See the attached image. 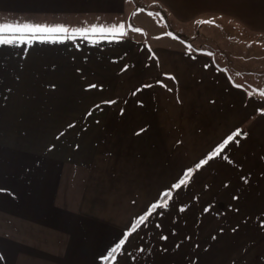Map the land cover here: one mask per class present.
<instances>
[{
    "label": "crops",
    "instance_id": "0c3cea01",
    "mask_svg": "<svg viewBox=\"0 0 264 264\" xmlns=\"http://www.w3.org/2000/svg\"><path fill=\"white\" fill-rule=\"evenodd\" d=\"M131 1L0 0V264L179 262L194 223L241 255L264 231V96L134 39ZM151 1L264 35V0Z\"/></svg>",
    "mask_w": 264,
    "mask_h": 264
},
{
    "label": "rangeland",
    "instance_id": "374dc122",
    "mask_svg": "<svg viewBox=\"0 0 264 264\" xmlns=\"http://www.w3.org/2000/svg\"><path fill=\"white\" fill-rule=\"evenodd\" d=\"M177 1L187 4V0ZM190 1H193L195 7L196 5L200 8L208 7V0ZM131 2L134 8L141 7L131 10L129 30L134 39L150 47L191 46L205 53L212 52L214 62L228 72L233 81L252 84L264 94V35L250 31L229 19L211 17L204 13L198 18L178 23L171 14L164 11L167 8L163 4L154 7L151 0ZM205 21L207 22L204 23ZM174 33H178L183 39L175 38ZM250 91H254V88L250 87ZM179 218L175 219L179 222ZM187 219L184 218L182 222H187ZM198 223L200 224V221ZM195 225L194 223L188 226L187 230L184 229L187 225L183 224L184 230L177 239L173 237V242L167 239L165 246L168 250L172 248V252L175 251L174 247L178 242L183 243L181 260L167 264H264V231H247L245 238L247 246L241 248L240 255V249L233 245L234 235L238 234V231L231 234L228 246L218 234L212 238L206 230L196 231ZM177 232L179 233L178 230ZM168 233L169 231L166 234ZM208 249L209 253H206Z\"/></svg>",
    "mask_w": 264,
    "mask_h": 264
},
{
    "label": "snow or ice",
    "instance_id": "6c2138e0",
    "mask_svg": "<svg viewBox=\"0 0 264 264\" xmlns=\"http://www.w3.org/2000/svg\"><path fill=\"white\" fill-rule=\"evenodd\" d=\"M207 21H205L204 23H206ZM6 26L0 25V34H2L4 28ZM43 29L38 28L37 31H42ZM59 31H66V29H59ZM12 43V41L10 40H6V39H2L0 38V44H9ZM94 87V86H93ZM239 134V133H237ZM232 139L231 136L228 137V140L230 141ZM225 143H227V141H225ZM213 155H216V153H213ZM205 163V161H201L200 164ZM200 164L197 165V168L200 167ZM181 183H183V181H181ZM180 185H174V187H179ZM144 219H146L145 217H142L141 220L143 221ZM135 230V229H134ZM121 243H123V241H121ZM113 251H116V249H113Z\"/></svg>",
    "mask_w": 264,
    "mask_h": 264
},
{
    "label": "trees",
    "instance_id": "16d2710c",
    "mask_svg": "<svg viewBox=\"0 0 264 264\" xmlns=\"http://www.w3.org/2000/svg\"><path fill=\"white\" fill-rule=\"evenodd\" d=\"M136 7H138V8H141V7H139V6H136ZM164 14V13H163ZM165 15V14H164ZM210 54L212 53V52H209ZM218 66V65H217ZM219 67V66H218ZM221 70H223L221 67H219ZM224 71V70H223ZM226 72V71H225ZM227 74H228V77H229V73L228 72H226ZM230 78V81L232 82V83H236L235 81H233V79L231 78V77H229ZM239 84V83H238ZM240 85H241V87L242 88H244V89H246V91L248 92V94H250V95H260V96H264V94H263V91H261V90H259L258 88H256V87H254L252 84H249V83H240ZM250 87H253L254 88V91H250Z\"/></svg>",
    "mask_w": 264,
    "mask_h": 264
}]
</instances>
